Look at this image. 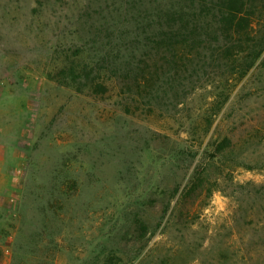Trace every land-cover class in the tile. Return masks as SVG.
<instances>
[{
	"label": "rangeland",
	"instance_id": "1",
	"mask_svg": "<svg viewBox=\"0 0 264 264\" xmlns=\"http://www.w3.org/2000/svg\"><path fill=\"white\" fill-rule=\"evenodd\" d=\"M114 4L0 0V264H264V52L146 58Z\"/></svg>",
	"mask_w": 264,
	"mask_h": 264
},
{
	"label": "trees",
	"instance_id": "2",
	"mask_svg": "<svg viewBox=\"0 0 264 264\" xmlns=\"http://www.w3.org/2000/svg\"><path fill=\"white\" fill-rule=\"evenodd\" d=\"M257 1L263 0H115L113 12L133 27L131 48H141L146 58L174 48L172 53L178 56V60L173 56L174 62L181 55L189 61L194 51L211 43L233 57L246 50L247 70L264 52V23L260 29L255 25L260 16L264 18V9L258 11ZM178 191L179 186L172 187L171 197Z\"/></svg>",
	"mask_w": 264,
	"mask_h": 264
},
{
	"label": "crops",
	"instance_id": "3",
	"mask_svg": "<svg viewBox=\"0 0 264 264\" xmlns=\"http://www.w3.org/2000/svg\"><path fill=\"white\" fill-rule=\"evenodd\" d=\"M0 165H1V160H0ZM2 165L0 166V169H1Z\"/></svg>",
	"mask_w": 264,
	"mask_h": 264
}]
</instances>
